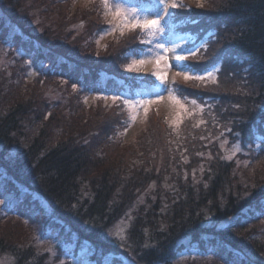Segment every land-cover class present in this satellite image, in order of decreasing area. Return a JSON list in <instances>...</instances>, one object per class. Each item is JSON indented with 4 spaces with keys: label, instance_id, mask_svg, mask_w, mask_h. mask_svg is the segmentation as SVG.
<instances>
[{
    "label": "trees",
    "instance_id": "1",
    "mask_svg": "<svg viewBox=\"0 0 264 264\" xmlns=\"http://www.w3.org/2000/svg\"><path fill=\"white\" fill-rule=\"evenodd\" d=\"M43 1L62 18L63 41L32 28L29 0H0L7 19L0 32L14 29L4 38L14 57L44 64L39 76L64 83L58 88L64 100H50L42 87L31 90L27 70L22 76L14 67L0 71V199L10 196L0 205V220L35 216L42 226L37 238L17 221L19 234L0 233V255L13 264H71L60 246L55 255L41 246L53 232L63 242L87 245L99 264L106 257L127 264L124 255L134 264H264V0H204L202 8L175 9L173 24L190 36V71L220 67L223 76L204 93L212 100L208 122L174 142L154 130L158 143L149 141L150 132L142 142L123 143L131 125L124 100L104 108L81 101L92 91L121 93L155 81L152 74L140 79L124 71L131 56L146 51V33L131 31L98 58L91 49L107 28L102 8L87 15L71 13L69 0L63 10L55 0ZM80 21L87 22L84 36L74 38L67 27ZM209 42L211 63L191 62ZM69 84L76 85L75 96ZM183 88L173 84L180 98L189 96ZM161 153L163 171L145 170ZM129 215L121 240L111 228ZM232 217L233 223L217 225ZM211 221L217 224L206 226ZM186 249L196 252L181 262Z\"/></svg>",
    "mask_w": 264,
    "mask_h": 264
},
{
    "label": "rangeland",
    "instance_id": "2",
    "mask_svg": "<svg viewBox=\"0 0 264 264\" xmlns=\"http://www.w3.org/2000/svg\"><path fill=\"white\" fill-rule=\"evenodd\" d=\"M67 0H55V3H57V6L60 7L63 10L64 2ZM71 1V13H79L82 11H85V14L92 15L93 12L91 8L93 6L98 5L100 7V0H69ZM204 0H166L168 3H185L188 6H192L195 4L196 6L198 3H202ZM114 2L119 3L121 7H123L126 10H135L138 15L141 17L147 16L149 19L156 18L155 12L159 9L158 2L155 1L154 3H146V2H138L136 0H114ZM30 5L32 8L31 11V20L29 21L32 28L41 34L42 31L46 32L47 38L51 41H55V39L62 35V38H60L61 41H63V37H65V34L59 35V29L61 19L58 17V15H51L48 12V8L45 5L43 0H29ZM184 4V5H185ZM195 6V7H196ZM188 9V8H187ZM189 10V9H188ZM170 13H175V9L169 8L168 10ZM65 13V11H64ZM101 13H104V10L101 9ZM50 17V18H49ZM167 16H164L161 19V26L163 27L162 33H156L154 37H149L146 35L147 39H151L152 43H148V47L146 48V51L143 52L140 55H133L130 57L129 64H126L125 70L127 75L130 76H137L138 78L142 79L147 77L149 74H152L153 78H155V81L152 84H144L142 88H138L135 90H130L131 88H127L124 92L118 93V92H97L92 91L88 94L84 95L82 97L83 105L87 108L94 106H97V104H100L101 107H105V105H112L115 104L116 100H113V97H119L122 100L132 101L135 102L137 100L145 101V100H151L153 103L147 106L146 109L140 108L136 111L138 112V115L136 117V120L133 122L131 119V125L130 128L126 130L123 138V143H131L133 141H144L143 137L147 136L150 132V138L149 141H157L160 138L167 137L168 141L174 142L175 140L180 139L181 136H183L184 133L191 131L189 127L197 128L196 126L202 128L201 126L208 122L209 116L206 114V107L209 106L210 102L209 99L204 95L205 91L207 89L219 87L220 79L223 76V72H215L214 74L217 77V80L215 83L212 82L211 79H205L203 81H198L195 79L192 80H186L184 78V74L180 73L178 74L179 68L183 66H187V60L181 59L177 60V56L185 57L186 55V46L188 43V40L190 39V36L187 33H183L178 31L175 27L176 25L173 24L172 20ZM6 18L3 16L1 8H0V22L4 21L6 22ZM103 20H105V24L107 26V29L113 28L118 21L113 20L111 16L105 17L103 16ZM84 21L72 23L71 26L67 27V31H72L74 33V38H76L75 35H83V31L86 28V25ZM1 27V26H0ZM47 28V30H44ZM12 30V31H11ZM10 31V33H9ZM7 34H1L0 32V71L9 69L10 67H14L18 74L22 73L27 70L26 75L24 74L25 81L27 84H30L31 90H33V86H39L42 87L40 89V94L43 96L49 98L50 100H64L61 96L58 88H64V83L62 80H56V79H47V77L39 76L41 73L40 71H43V69H47L48 67L39 64H34L32 60H28L27 62H24V60L20 59L17 60L14 57V52H12V48H9L7 44L5 43L4 38L7 35V39H10L11 33L14 32V29L12 27L7 30ZM131 31L125 32L124 36H127L128 33ZM67 36V35H66ZM84 36V35H83ZM121 36L119 31H116L112 34H106L105 31L96 34L93 37V49L91 51L94 53V55L98 58L103 56L109 48V43L114 42L116 43L118 38L124 37ZM97 41H99L97 43ZM60 42V41H59ZM69 41H65L64 43H67ZM157 43L163 44V48L168 49L167 52H165L162 48L155 47ZM61 44V43H60ZM209 44L211 42L207 43L205 45V48L199 52V54L192 56L190 58L191 62L194 63H211L212 57L214 54L210 52L211 49ZM157 55L161 57H165L166 59L162 60L159 65V71L161 74L166 75V82L161 83L159 79H157L156 75L153 73L157 71V66L155 64V59ZM207 58V59H206ZM144 60L147 63L139 70V71H129L128 66L132 64L133 61H140ZM206 63V64H207ZM167 65H171L172 67L169 69ZM220 68V67H219ZM214 69H209L205 73H196L197 75H204L207 77L208 73L213 72ZM189 74H193L192 71L189 72ZM179 81L183 85V89L186 93V91H189V96H186V98H180L181 103L184 105V108L182 109L180 105L174 104L171 99L170 95L175 94L173 90V84ZM66 87L70 90V93L72 95H76L77 88L76 85L69 84ZM162 96V99H161ZM103 97H107V99H104ZM211 99V98H210ZM192 100L196 101V104L193 105L191 103ZM201 109L203 111L201 112ZM145 110L147 111V115H145ZM132 111H129V114ZM207 121V122H206ZM160 130L161 133L156 135H152V131L154 130ZM226 141L225 145L223 147H226ZM159 145V144H157ZM240 148V147H239ZM240 151V150H239ZM238 152V151H237ZM123 152L119 151L117 154L121 155ZM164 154L161 153L158 157H156L155 162L152 166L146 167L145 170H157V171H163V163L164 160L162 158ZM229 155H232L233 152L229 153ZM189 160L188 158H186ZM165 173V172H164ZM171 176V175H168ZM10 198L9 195H6L3 199H0V205H2L6 200ZM145 197H142V201L144 202ZM31 218H33L34 221H31ZM21 220H18L16 218H6L3 220H0V233H11L15 232L16 234H19L17 232L16 227H19L17 221H21V223L25 226H28L24 230L25 233H28L29 229H32L35 231V233L38 235L37 238H40V231L42 229V226L39 222H36L35 216L31 217H21ZM129 219H131V216L129 215L128 218H125L123 220H120L118 223H115L114 226L111 228V232L113 235H116L119 237L118 234L125 236V233L127 229L129 228ZM236 217L227 218L223 222L215 223L213 221L208 222L206 226L211 225H218L219 227H223L226 224H231L234 221H236ZM6 222H9L10 224H7ZM38 226L37 232L36 228ZM124 230L121 232V230ZM40 232V233H39ZM13 234V233H12ZM21 236V235H20ZM23 236V235H22ZM41 243V246L44 247L49 251L51 249V253L53 255L57 254L56 252H59V247L62 249L63 257H65V260H68L71 262V264H99L98 259H95L93 256L94 254L90 251L89 247L87 245H80L77 246L76 244H71L67 241L63 242L64 239L58 238L57 234L51 232L47 233L42 239L39 240ZM195 249H186L184 252L181 253L179 256L180 261L184 262L188 260V258H191V253H195ZM124 256H121L122 260H124L127 264H134L133 262H130L126 259H124ZM127 258V257H126ZM109 258H103L100 260V264H109ZM0 264H13L12 260L6 256V255H0ZM54 264H57V262L54 260Z\"/></svg>",
    "mask_w": 264,
    "mask_h": 264
},
{
    "label": "snow or ice",
    "instance_id": "3",
    "mask_svg": "<svg viewBox=\"0 0 264 264\" xmlns=\"http://www.w3.org/2000/svg\"><path fill=\"white\" fill-rule=\"evenodd\" d=\"M158 5L160 6L159 9L155 12V17L153 19H149L147 16L141 17L140 15L137 14L135 10H126L123 7L120 6L119 3L114 2V0H100V7L104 10V16L109 17L111 16L113 20H117L118 23L111 29L104 30L106 34H112L116 31H119L121 36L125 35L126 30L127 31H136L137 29L141 30L142 32L146 33L147 36L149 37H154L156 33H162L163 32V27L161 26V19L164 16H167L171 19L172 13H170L168 10L169 8L176 9V8H187V5H184L183 3L177 4L175 2L173 3H168L166 0H157ZM198 7H204L203 3H198ZM99 41H97L98 43ZM141 43H152L151 39H142ZM155 47L162 48L165 52L168 51V49L163 48V44L157 43ZM202 48L205 47V45H201ZM206 50V48H205ZM196 53L194 52L193 55ZM166 59L165 57H161L157 55L155 59V64L157 66V71L154 72L153 74L156 75L157 79L161 81V83L166 82V75L161 74L159 71V65L162 60ZM178 61L181 59H187V57H181L177 56L176 58ZM147 62L144 60L140 61H133L131 65L128 66L129 71H139ZM167 67L170 69L172 66L167 65ZM220 71L219 67H216L213 72L208 73L207 77L204 75H197V74H189L190 68L188 66H183L179 68L178 74L183 73L184 78L186 80H198V81H203L206 78L211 79L213 83L216 82L217 77L214 74L215 72ZM104 99H107V97H103ZM119 97H113V100H117ZM162 99V96H161ZM170 99L174 104L180 105V107L183 109L184 105L181 103L180 98L175 95L174 93L170 95ZM123 103L127 106V108L132 111V116L131 119L134 122L136 120V117L138 115V112L136 111L137 109L144 108L146 109L148 105L153 103L151 100H137L135 102L132 101H123ZM191 103L193 105L196 104L195 100H192ZM203 109H201V112ZM145 115H147V111L145 110ZM238 135V134H237ZM239 145H234V152L239 151ZM226 159H232V155H228L225 157ZM124 230L122 229L121 232ZM119 235V238L121 240L126 239L125 236ZM51 252V249H49Z\"/></svg>",
    "mask_w": 264,
    "mask_h": 264
}]
</instances>
